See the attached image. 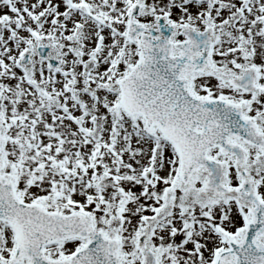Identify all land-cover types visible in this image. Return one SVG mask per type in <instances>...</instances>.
Instances as JSON below:
<instances>
[{
  "label": "rangeland",
  "instance_id": "rangeland-1",
  "mask_svg": "<svg viewBox=\"0 0 264 264\" xmlns=\"http://www.w3.org/2000/svg\"><path fill=\"white\" fill-rule=\"evenodd\" d=\"M135 5L136 21L148 28L160 16L212 28L210 63L191 77L192 92L241 105L264 136V0H0L3 174L25 203L86 215L118 240L124 264H140L142 234L158 264H212L226 239L240 236L247 210L233 196L207 197L203 177L181 185L171 145L119 108L117 81L137 60L125 39ZM247 70L256 77L249 93L229 84ZM239 143L240 166L216 150L209 156L226 164L231 190L243 167L264 202V148ZM12 235L0 223V264H9ZM83 244L62 242L45 256L65 259Z\"/></svg>",
  "mask_w": 264,
  "mask_h": 264
},
{
  "label": "water",
  "instance_id": "water-1",
  "mask_svg": "<svg viewBox=\"0 0 264 264\" xmlns=\"http://www.w3.org/2000/svg\"><path fill=\"white\" fill-rule=\"evenodd\" d=\"M137 14L138 7L134 6L126 39L139 49V59L119 82L120 106L131 116H142L147 129L157 128L172 143L179 157V178L183 184H188L202 168L207 173L205 190L225 196L229 191L221 183L222 165L209 159L208 152L219 148L222 154L234 155L236 162L242 163L243 151L233 141L243 139L262 148L264 140L255 124L244 117L240 106L194 98L190 93L189 76L207 70L212 29L199 33L182 26L180 34L187 41L172 45L170 38L176 30L164 18H159L157 29L151 30L134 21ZM173 48L178 49L177 56L171 55ZM39 55L44 57L42 49ZM247 75L243 80L231 81V85L252 91L253 74ZM2 142L0 128V221L7 223L14 233L16 250L11 264L22 259H27L28 264H122L118 241L95 230L84 215L48 213L41 206L26 205L17 197L13 183L1 175ZM241 182L235 195L240 202L251 206H248L251 219L240 240L230 239L229 249L218 254L213 264H264V243L260 241L264 236V203L256 197L250 181L244 177ZM72 238L86 240V245L71 258L51 262L44 257L45 246ZM138 244L141 264H158L154 253L146 247L144 235Z\"/></svg>",
  "mask_w": 264,
  "mask_h": 264
},
{
  "label": "bare ground",
  "instance_id": "bare-ground-1",
  "mask_svg": "<svg viewBox=\"0 0 264 264\" xmlns=\"http://www.w3.org/2000/svg\"><path fill=\"white\" fill-rule=\"evenodd\" d=\"M243 108V107H242ZM242 146V145H241ZM243 147V146H242ZM244 148V147H243ZM223 165L226 167V164H224L223 163ZM243 167H241V173H242V175H244L245 177H246V179L247 180H249V177H247L248 175H247V173L245 172V170L244 169H242ZM246 169V168H245ZM205 170V169H204ZM204 170H202V174L201 173H198L197 174V176L198 177H203V179L205 180L206 179V177H207V173H206V170L204 171ZM205 177V178H204ZM196 178V177H195ZM193 180V179H192ZM250 181V180H249ZM249 206V205H248ZM249 207H251V206H249ZM263 241H264V238H263ZM150 250H152L154 253H155V250H153L152 249V247H150L149 246V244H148V246H147Z\"/></svg>",
  "mask_w": 264,
  "mask_h": 264
}]
</instances>
